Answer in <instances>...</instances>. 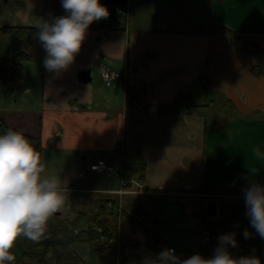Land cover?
Returning <instances> with one entry per match:
<instances>
[{
	"label": "crops",
	"instance_id": "obj_1",
	"mask_svg": "<svg viewBox=\"0 0 264 264\" xmlns=\"http://www.w3.org/2000/svg\"><path fill=\"white\" fill-rule=\"evenodd\" d=\"M146 1L128 0L120 28L105 30L104 19L92 23L67 70L49 72L44 51L41 82L18 93L11 90L13 100L0 105V134L14 129L40 138L47 172L59 175L66 187L76 190L71 192L72 204L90 206L94 214L100 211V197L121 188L119 168L126 160L146 164V187L156 191L140 200L150 201L158 192L170 191L182 176L186 187L181 192L214 194L221 199L237 198L245 193L238 186L251 184L237 179V174L226 175V169L240 170L239 160L229 156L228 148L236 136H242L243 128L251 129L252 124L264 128V0H153L158 6L150 9L151 17L145 15ZM0 10L4 11L2 0ZM188 12L190 18L184 14ZM54 13L55 17L66 15L64 9L55 8ZM212 22L248 33L245 37L212 34ZM18 25L37 26L23 21ZM98 34L102 49L95 43ZM0 35L3 42L7 34ZM5 54L1 52L0 59L7 58ZM102 67L144 82L147 102L129 103L121 82L115 86L104 82ZM202 74L210 75V91L218 92L215 105L183 108L173 104L181 94L190 95ZM1 89L0 96L8 93ZM219 105H229L235 115L219 122L210 120L208 110H203ZM240 115L250 118L242 127L235 119ZM219 140H229L224 144L225 168L221 151L215 147ZM119 142H123L122 150L116 148ZM96 157L112 161L115 181L88 169ZM211 170L221 175L214 177ZM204 184L210 187L203 192ZM136 196L125 199L137 200ZM58 215L67 218V205ZM103 217L113 219L112 215Z\"/></svg>",
	"mask_w": 264,
	"mask_h": 264
},
{
	"label": "clouds",
	"instance_id": "obj_2",
	"mask_svg": "<svg viewBox=\"0 0 264 264\" xmlns=\"http://www.w3.org/2000/svg\"><path fill=\"white\" fill-rule=\"evenodd\" d=\"M61 4L66 15L37 22L38 38L46 53L44 66L54 73L75 62L90 25L110 15L100 0H61ZM252 155L259 159L264 152L257 147ZM244 192L251 227L264 239V186L252 182ZM67 201L64 181L47 172L31 141L12 129L0 134V264H14L12 249L18 238L37 243L46 239L50 220L66 210ZM243 236L251 238V233L245 229ZM218 241L209 258L197 253L181 259L174 249L165 248L150 264H261L255 255L236 258L231 254L229 246H237L235 233L222 235Z\"/></svg>",
	"mask_w": 264,
	"mask_h": 264
},
{
	"label": "trees",
	"instance_id": "obj_3",
	"mask_svg": "<svg viewBox=\"0 0 264 264\" xmlns=\"http://www.w3.org/2000/svg\"><path fill=\"white\" fill-rule=\"evenodd\" d=\"M209 1L211 2V0ZM105 6L109 12L112 10L111 5L106 4ZM113 17L115 20L114 27L120 28L122 26L120 16L114 14ZM212 25H214L211 30L212 34L245 37L248 33L234 30L226 24H215L212 22ZM38 32L39 28L37 26H0V33L12 35L23 45V49L16 56L0 59V83L9 85L13 93H18L23 88L25 63L35 61L40 54L44 53V48L38 38ZM210 80V75L202 74L193 83L190 95L187 93L181 94L175 99L173 104L183 108L214 106L218 92L212 93L210 91ZM128 100L130 103L136 101L139 104H145L147 102L146 88H130L128 90ZM24 135L39 153L43 151V144L40 138ZM123 177L127 187H131L132 179H139L145 182L146 164L135 160H126L123 164ZM79 182L75 185H78ZM209 187L210 184H204L200 190L204 192ZM238 187L247 188V186ZM137 196L146 195L140 194ZM109 200L113 202V207L111 208L106 204ZM244 206L240 205L232 208L230 214L225 216V219L238 213ZM99 207L100 211L89 216L88 224L81 228L77 227V222L82 215H85L84 211H80V215L75 221L69 222L56 214L54 216L55 220L68 222L69 230L72 228L71 235L65 233L60 235L59 227L62 224L52 222L50 225L51 234L46 239L38 243L35 242L33 245H29L28 240L16 242L12 249L16 257L14 264H116L118 254L121 264H147L146 257L141 252L143 245L157 255L160 253L162 246L168 242L162 233L161 209L148 200H140L138 198L130 201L123 198L121 202L119 195L114 197L105 195L99 198ZM119 207H121L120 210H118ZM114 208L117 210L113 211ZM103 214L112 215V221L111 218L105 219ZM213 222L211 216L204 214L200 218L198 226L202 229ZM97 226H101L109 237L115 238V241L113 243L109 241L101 242L99 233L96 230ZM119 228L122 230L120 237L118 236ZM138 232L145 235L143 242L137 236ZM118 239H120L119 243L117 242ZM82 242L87 243L91 250L99 251L96 261L93 262L89 255L83 253L84 249L79 246ZM261 242L262 239L254 230L251 233V238L245 239L243 237L235 250L230 252L234 257L239 258L245 256L240 254L241 248H244L252 252L255 250L256 254L261 256L264 249ZM202 248L204 249V257L208 258L205 246L202 245Z\"/></svg>",
	"mask_w": 264,
	"mask_h": 264
},
{
	"label": "rangeland",
	"instance_id": "obj_4",
	"mask_svg": "<svg viewBox=\"0 0 264 264\" xmlns=\"http://www.w3.org/2000/svg\"><path fill=\"white\" fill-rule=\"evenodd\" d=\"M6 1V0H5ZM10 2V8H8V3ZM135 0H133V3ZM2 4L4 7V11L0 10V25H18L19 21H23L26 23H36L40 20L51 21L55 18L54 9L58 10L63 9L61 0H9L4 3L2 0ZM146 6L149 10L146 11L145 15L151 17L150 9L152 7L158 6V3L153 0H147ZM7 7V8H6ZM126 8V6H124ZM185 15H189L188 18L191 17V13H184ZM195 22H197V14H195ZM128 25V22H126ZM215 23V22H214ZM212 24V23H211ZM218 24V23H216ZM214 27V25H211ZM0 35V53L6 51L7 58L16 56L22 49V43L12 37V35L7 34L4 37V41L2 42V38ZM101 35L95 36V43L97 44V49H102L103 42L99 40ZM6 42V43H5ZM8 44V45H7ZM5 46L7 49L5 50ZM42 56L39 55V58L36 61H28L25 63V80L23 83L24 87L27 85L36 86L39 81L41 82V73L43 71V63ZM1 58V55H0ZM96 71L99 73V79L101 78V68L99 65L95 67ZM0 86H3L0 84ZM5 88L4 90H8L3 96H0V105L3 106L5 101H12V94L10 86L9 87H0ZM22 90V91H23ZM10 94V95H9ZM208 110L210 120H219L229 118V116L235 115V111L233 108H230L229 105H219L216 108L205 109L203 111ZM236 122L239 127H242L241 124H245L250 120L247 116H237ZM251 129H248L246 126L243 128L242 136H236V140L233 144H231L228 148L229 156L238 159L241 167L239 166V172L235 173L230 170V166L226 169V175H235L237 174V179L249 180L252 182L257 181L258 184L264 185V157L255 158L252 155V149L259 147L262 152H264V128L258 125H251ZM217 137L219 138V133H217ZM220 139V138H219ZM243 139V142L239 141ZM228 141L227 142L228 144ZM224 141L219 140L217 142V146H215L219 151H221V162L224 164L226 152ZM223 143V144H222ZM220 147V148H219ZM228 159L232 160L230 157ZM227 159V160H228ZM56 165H59L56 163ZM225 168V164L223 166ZM252 171L255 172L253 175ZM215 176H220L221 172H217L215 170H211ZM223 173H225L223 171ZM228 173V174H227ZM225 178V176H223ZM185 176L181 177L180 182L174 183L176 186L170 188L171 190L168 192H159L158 197H150V203L157 205L161 209V218H162V233L165 238L168 240V243L174 245L178 248L180 252H184L187 249H191L196 251L201 242V234L199 231L198 223L200 218L207 213V207L210 201L219 200L218 211L216 217L221 215L228 216L234 207H238L240 205L245 204V198L241 197H224V198H216L211 195L202 196L200 194H189L186 192H181L184 190L186 186H184ZM111 181H115L116 177L109 178ZM250 185V184H248ZM74 195L72 193H68V204H67V218L61 217L62 219H67L69 221H75L80 215V211H84L85 215L82 216L78 222L77 227H85L88 224L89 216L93 213L90 206H78L77 201H73L74 204L71 203ZM136 198H141L140 196H136ZM78 206V207H77ZM60 218V219H61ZM238 218V216H236ZM54 219V217H53ZM50 220V224L48 225L47 236L51 234V221L62 224L59 227L60 235L68 234L71 235L72 228L69 230L68 222L62 220ZM59 225V224H58ZM139 239L143 242L145 235L141 232L137 233ZM16 242H25L24 237H20ZM35 242L29 240L28 244L33 245ZM264 243V239H262L261 244ZM84 251V254L89 255L90 259L94 262L98 259L99 251L91 250L88 247L87 243H80V245ZM88 250V251H87ZM141 252L146 257L147 264H150V259L156 257V254L150 251L145 245H143ZM243 252L248 256L255 255L254 252L247 251L243 249Z\"/></svg>",
	"mask_w": 264,
	"mask_h": 264
},
{
	"label": "built area",
	"instance_id": "obj_5",
	"mask_svg": "<svg viewBox=\"0 0 264 264\" xmlns=\"http://www.w3.org/2000/svg\"><path fill=\"white\" fill-rule=\"evenodd\" d=\"M123 10L119 6H115L113 12L110 13L109 17L105 19V29H110L113 27L114 19L113 14L119 15L122 14ZM102 78L104 82L108 86H115L116 82H121L126 90L128 88H136L139 83L134 82L133 80L129 79V77L126 74H123L119 71L108 69L106 67H102ZM118 149L123 148V142H120L117 144ZM88 168L90 171L99 173V174H105L106 176L110 177L113 175L115 168L111 161H109L106 158L97 157L91 161H89ZM121 189L115 191L116 193H119L120 195L125 194H141V193H149L152 191H148L145 189V184L142 183L138 179H132L131 187L126 186V182L124 178L121 175ZM68 189V188H67ZM69 191V189H68ZM110 191V190H107ZM114 192V191H111ZM242 197H245V195H242ZM109 204L111 205L112 202L110 201ZM121 207H119L118 210H120ZM247 208L244 206L239 210L236 216L230 217L229 219H219L217 221H214L211 224H207L202 230H201V243L198 246V249L196 251H193L191 249H187L184 252H180L177 247L170 244H164L162 248L160 249V252L164 250L165 248H171L175 250V254L179 256L181 259H186L194 254H200L204 256V249L202 248V245L205 246L207 250L208 258L211 257L214 254L215 248L218 246V238L222 235L229 234V233H235V239L237 241V246L240 243V240L244 237L243 231L247 229L250 233H253L255 230L251 227L249 217L246 215ZM96 230L99 233V239L101 242L105 243L107 241L113 243L115 241L114 237H109L107 233L104 232V229L101 226H97ZM121 235V228L118 229V236ZM119 240L117 242L119 243ZM236 246V247H237ZM264 246V243H263ZM236 247L229 246V251L235 250ZM242 248L240 250V254L246 255L243 252ZM252 252V251H251ZM255 256L259 257L261 260V264H264V249L261 254V256H258L254 250ZM116 264H121L120 259L118 258Z\"/></svg>",
	"mask_w": 264,
	"mask_h": 264
},
{
	"label": "water",
	"instance_id": "obj_6",
	"mask_svg": "<svg viewBox=\"0 0 264 264\" xmlns=\"http://www.w3.org/2000/svg\"><path fill=\"white\" fill-rule=\"evenodd\" d=\"M103 4H110V5H121L124 6L128 4V0H100ZM88 77V76H87ZM218 204L219 202L216 200H212L209 202L207 207V214L210 216H215L218 211Z\"/></svg>",
	"mask_w": 264,
	"mask_h": 264
},
{
	"label": "flooded vegetation",
	"instance_id": "obj_7",
	"mask_svg": "<svg viewBox=\"0 0 264 264\" xmlns=\"http://www.w3.org/2000/svg\"><path fill=\"white\" fill-rule=\"evenodd\" d=\"M101 2V1H100ZM103 4V3H102ZM113 29H115V27L113 28Z\"/></svg>",
	"mask_w": 264,
	"mask_h": 264
}]
</instances>
